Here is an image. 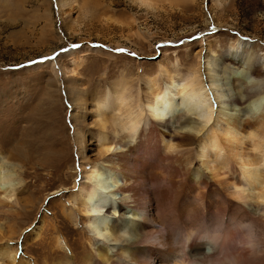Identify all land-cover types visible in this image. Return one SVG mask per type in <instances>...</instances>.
<instances>
[{
    "label": "rangeland",
    "instance_id": "rangeland-1",
    "mask_svg": "<svg viewBox=\"0 0 264 264\" xmlns=\"http://www.w3.org/2000/svg\"><path fill=\"white\" fill-rule=\"evenodd\" d=\"M146 2L148 6L133 0H0V157L11 165L15 184L20 185L6 200L8 205L0 206V249L8 247L15 255L14 262L0 256V264H106L96 261L95 248L101 246L112 257L109 264H155L143 248L147 241L136 245L130 242L131 228L120 229L133 219V212L117 200L119 196L108 192L104 209L110 213L105 237L111 227L119 243L95 239L86 214L76 213L68 201L92 167L108 169L97 142L93 98L107 97L112 107V85L121 77L130 82L134 97L140 90V105L150 79L158 78L162 88L168 74L177 82L195 76L205 84L207 56L215 58L224 75L241 70L232 64L224 69V60L243 63L245 52H251L253 65L264 70V0ZM161 69L167 75H161ZM74 98L79 104H73ZM111 112L105 113L113 154L128 134L118 128L127 122L125 113ZM171 121L160 131L166 141L179 146L183 134ZM145 122L142 111L140 128ZM115 132L118 137L113 139ZM195 162L181 152L174 167L195 170ZM259 169L263 178L264 167ZM231 199L209 198L211 217L240 214L242 207ZM111 201L122 210L115 206L113 211ZM70 211H75L73 220L66 217ZM240 221L246 222L243 217ZM56 236L64 242L60 249L52 244ZM169 245L177 246L173 235Z\"/></svg>",
    "mask_w": 264,
    "mask_h": 264
},
{
    "label": "bare ground",
    "instance_id": "bare-ground-1",
    "mask_svg": "<svg viewBox=\"0 0 264 264\" xmlns=\"http://www.w3.org/2000/svg\"><path fill=\"white\" fill-rule=\"evenodd\" d=\"M133 1L149 5L147 0ZM245 53L243 63L233 58L224 60V69L230 64L241 68L238 73L229 75L219 72L215 58L207 56L203 68L205 84L195 76L184 83L177 82L168 74V83L162 88L158 78L150 79L145 83V100L141 105L140 90L134 97L129 91L130 82L123 77L112 85V107H108L107 97L98 94L93 98L98 117L97 142L101 159L107 160L108 169L92 167L86 174L90 184L83 180L79 189L67 198L76 213L86 214L87 225L95 239L121 241L111 227V234L105 237L106 221L110 216L109 210H104L110 200L108 192L119 196L117 200L133 212V219L123 222L120 229L131 228L130 242L133 239L136 245L145 239L148 246L143 248L155 264H177L184 256L192 258L203 254L208 238L217 233L219 250H236L241 217L255 224L257 229L262 228L264 233V174L262 178L259 173V166L264 167V70L253 65L251 52ZM160 74L167 75V72L161 69ZM73 100V104H79L75 98ZM106 111H112L113 115L123 112L127 120L118 128L128 135L122 143L116 142L119 149L113 154L114 142H109L106 134ZM142 111L147 114V122L137 128ZM179 113L185 114L183 118L178 117ZM186 115L193 118L187 119ZM171 120L178 123V130L183 134L180 135L183 143L179 146L166 141L160 131L168 129ZM116 137L118 133L115 132L113 139ZM181 152L187 153L188 162L197 159L195 170H191V166L174 167ZM10 166L0 157L1 207L8 205L6 200L18 189ZM250 190L256 194L250 195ZM209 198H232L236 207H242V216L227 214L213 219L206 206ZM109 205L113 211L122 210L115 201ZM74 212L70 211L66 217L73 220ZM171 235L177 239L174 249L169 245ZM63 243L60 236L52 239L58 249ZM95 251L96 261L110 263L112 257L107 256L105 248L96 247ZM0 256L15 261L8 247L0 249ZM118 264L122 263L118 261ZM250 264H264V258Z\"/></svg>",
    "mask_w": 264,
    "mask_h": 264
},
{
    "label": "clouds",
    "instance_id": "clouds-1",
    "mask_svg": "<svg viewBox=\"0 0 264 264\" xmlns=\"http://www.w3.org/2000/svg\"><path fill=\"white\" fill-rule=\"evenodd\" d=\"M138 127L139 125H137ZM239 228L241 235L236 241V250H219L217 245L220 236L217 233L208 238V245L210 246H205L203 254L192 258L184 256L177 264H250L251 261L264 258V233L258 231L252 222L242 223ZM121 235L127 237L126 233ZM119 242V240L114 241V243Z\"/></svg>",
    "mask_w": 264,
    "mask_h": 264
},
{
    "label": "snow or ice",
    "instance_id": "snow-or-ice-1",
    "mask_svg": "<svg viewBox=\"0 0 264 264\" xmlns=\"http://www.w3.org/2000/svg\"><path fill=\"white\" fill-rule=\"evenodd\" d=\"M73 47H79L78 45H74ZM120 51H123V50H120ZM45 61H41L40 63H44ZM33 63H36V62H33Z\"/></svg>",
    "mask_w": 264,
    "mask_h": 264
}]
</instances>
